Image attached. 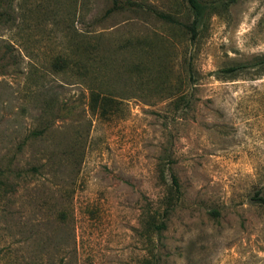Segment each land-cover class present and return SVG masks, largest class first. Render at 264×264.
Returning a JSON list of instances; mask_svg holds the SVG:
<instances>
[{
	"label": "rangeland",
	"instance_id": "rangeland-1",
	"mask_svg": "<svg viewBox=\"0 0 264 264\" xmlns=\"http://www.w3.org/2000/svg\"><path fill=\"white\" fill-rule=\"evenodd\" d=\"M113 1L0 0V264H264V0Z\"/></svg>",
	"mask_w": 264,
	"mask_h": 264
},
{
	"label": "trees",
	"instance_id": "trees-1",
	"mask_svg": "<svg viewBox=\"0 0 264 264\" xmlns=\"http://www.w3.org/2000/svg\"><path fill=\"white\" fill-rule=\"evenodd\" d=\"M232 1H234V0H228V2H232ZM113 2H114V4H113L114 7H116L117 4H116L115 0ZM187 2H188L189 6H190V8L194 14V18L192 19L191 24L189 26V28L192 32V35H194L195 31H196L195 27H196V23H197V17L199 15V7L200 6H199V3L197 2V0H187ZM112 9L113 8H110L109 10H107V13ZM163 17H167V16H163ZM168 19L172 20L169 16H168ZM236 69H237L236 67H228V68H224L222 71L226 72V73H231V72H234ZM172 178L174 180V183H176L175 177L173 176ZM253 199L264 206V196L260 195L258 191H256L254 193ZM213 212L217 213L216 211H213Z\"/></svg>",
	"mask_w": 264,
	"mask_h": 264
}]
</instances>
